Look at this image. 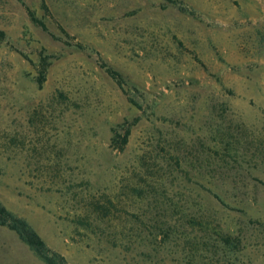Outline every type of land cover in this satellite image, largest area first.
<instances>
[{"label": "rangeland", "instance_id": "1", "mask_svg": "<svg viewBox=\"0 0 264 264\" xmlns=\"http://www.w3.org/2000/svg\"><path fill=\"white\" fill-rule=\"evenodd\" d=\"M0 202L69 264H264V0H0Z\"/></svg>", "mask_w": 264, "mask_h": 264}, {"label": "trees", "instance_id": "2", "mask_svg": "<svg viewBox=\"0 0 264 264\" xmlns=\"http://www.w3.org/2000/svg\"><path fill=\"white\" fill-rule=\"evenodd\" d=\"M44 28L45 25L42 24ZM0 225L15 232L20 240L26 244L46 264H69L60 253L53 251L33 227L23 218L9 211L0 202Z\"/></svg>", "mask_w": 264, "mask_h": 264}]
</instances>
